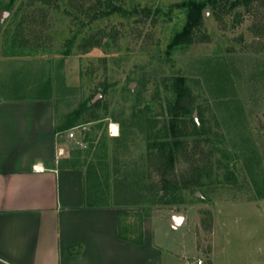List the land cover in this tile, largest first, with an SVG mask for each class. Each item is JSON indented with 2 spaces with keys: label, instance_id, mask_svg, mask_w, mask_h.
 Segmentation results:
<instances>
[{
  "label": "rangeland",
  "instance_id": "1",
  "mask_svg": "<svg viewBox=\"0 0 264 264\" xmlns=\"http://www.w3.org/2000/svg\"><path fill=\"white\" fill-rule=\"evenodd\" d=\"M182 1L0 0V99L56 102L57 127L74 124L63 129L72 161L94 169L134 238L152 229L163 264H264V0L207 4L169 55ZM176 76L206 133L164 178L148 142L169 125Z\"/></svg>",
  "mask_w": 264,
  "mask_h": 264
},
{
  "label": "crops",
  "instance_id": "2",
  "mask_svg": "<svg viewBox=\"0 0 264 264\" xmlns=\"http://www.w3.org/2000/svg\"><path fill=\"white\" fill-rule=\"evenodd\" d=\"M57 120L51 97L0 99V264H163L152 229L134 238L103 206ZM88 189L100 206L87 205Z\"/></svg>",
  "mask_w": 264,
  "mask_h": 264
},
{
  "label": "trees",
  "instance_id": "3",
  "mask_svg": "<svg viewBox=\"0 0 264 264\" xmlns=\"http://www.w3.org/2000/svg\"><path fill=\"white\" fill-rule=\"evenodd\" d=\"M230 0H183L179 5L185 8L186 12V21L181 30H178L174 33L173 39L169 44L170 51L168 54H171V49H176L180 45L189 44L193 40L194 31L198 28L203 22V9L207 4H215L217 2H229ZM251 2L252 0H235L233 4H239L240 2ZM112 7V6H111ZM116 8V9H115ZM118 9V10H117ZM120 7H113L105 12V14L110 15L114 11L119 10ZM147 10V15L151 14L150 9ZM91 40V36H89ZM20 42L19 46L22 43H26L27 40L16 38ZM33 47L29 49L28 53L32 52ZM69 50L65 52V55L69 54ZM174 85L176 91L175 101L169 103V111L171 115V120L169 125L164 127L158 133L150 135L148 148L150 155L154 153V161L157 162L158 169L162 170V176L166 178V174L170 169H173L176 159L178 158L181 152L189 155L191 145L190 138H196L198 136L205 135L204 123L202 110H199L200 121L198 122L192 116V110L194 109L193 98L191 97V92L188 87L185 85V77L176 76L174 78ZM41 98H49V95H41ZM91 105V100L85 101L80 109H77L71 113L73 118H79L84 108ZM189 117V118H188ZM188 119L192 124L188 122ZM74 126L72 122L65 124L62 129L69 128ZM152 136V137H151ZM196 136V137H194ZM163 138V139H162ZM197 145H194L196 147ZM156 152H155V151ZM191 179L184 181L185 185H188ZM87 205L88 206H100L101 204L96 201V196L91 193L88 189L87 193ZM109 203H104L103 206H109ZM140 237L142 238V231L140 232ZM139 242H142L141 240Z\"/></svg>",
  "mask_w": 264,
  "mask_h": 264
},
{
  "label": "water",
  "instance_id": "4",
  "mask_svg": "<svg viewBox=\"0 0 264 264\" xmlns=\"http://www.w3.org/2000/svg\"><path fill=\"white\" fill-rule=\"evenodd\" d=\"M9 12L8 10H3L1 13H0V23H2L5 15H7ZM182 220V216L181 215H175L174 216V221L176 223H179L180 221Z\"/></svg>",
  "mask_w": 264,
  "mask_h": 264
},
{
  "label": "bare ground",
  "instance_id": "5",
  "mask_svg": "<svg viewBox=\"0 0 264 264\" xmlns=\"http://www.w3.org/2000/svg\"><path fill=\"white\" fill-rule=\"evenodd\" d=\"M110 130L113 133V135H117L118 134V126L116 123H112L110 126Z\"/></svg>",
  "mask_w": 264,
  "mask_h": 264
},
{
  "label": "built area",
  "instance_id": "6",
  "mask_svg": "<svg viewBox=\"0 0 264 264\" xmlns=\"http://www.w3.org/2000/svg\"><path fill=\"white\" fill-rule=\"evenodd\" d=\"M111 126V125H110Z\"/></svg>",
  "mask_w": 264,
  "mask_h": 264
}]
</instances>
